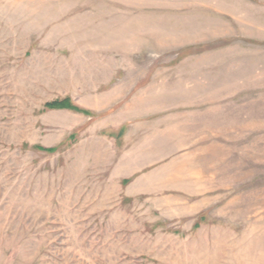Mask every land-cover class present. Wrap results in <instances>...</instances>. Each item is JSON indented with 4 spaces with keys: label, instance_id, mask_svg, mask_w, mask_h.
I'll return each instance as SVG.
<instances>
[{
    "label": "rangeland",
    "instance_id": "rangeland-1",
    "mask_svg": "<svg viewBox=\"0 0 264 264\" xmlns=\"http://www.w3.org/2000/svg\"><path fill=\"white\" fill-rule=\"evenodd\" d=\"M0 264H264V0H0Z\"/></svg>",
    "mask_w": 264,
    "mask_h": 264
},
{
    "label": "trees",
    "instance_id": "trees-1",
    "mask_svg": "<svg viewBox=\"0 0 264 264\" xmlns=\"http://www.w3.org/2000/svg\"><path fill=\"white\" fill-rule=\"evenodd\" d=\"M45 110H70L74 112L87 114V111L80 109L75 106L68 98H64L61 100H54L52 102H48L44 105ZM35 150L45 151V152H53L54 148H43L40 146H35Z\"/></svg>",
    "mask_w": 264,
    "mask_h": 264
}]
</instances>
